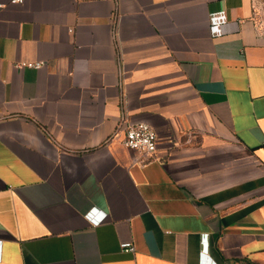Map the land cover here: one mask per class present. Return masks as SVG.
I'll return each instance as SVG.
<instances>
[{"label": "crops", "instance_id": "obj_1", "mask_svg": "<svg viewBox=\"0 0 264 264\" xmlns=\"http://www.w3.org/2000/svg\"><path fill=\"white\" fill-rule=\"evenodd\" d=\"M11 1L0 264H264L255 1ZM136 122L158 134L151 158L123 144Z\"/></svg>", "mask_w": 264, "mask_h": 264}, {"label": "built area", "instance_id": "obj_2", "mask_svg": "<svg viewBox=\"0 0 264 264\" xmlns=\"http://www.w3.org/2000/svg\"><path fill=\"white\" fill-rule=\"evenodd\" d=\"M25 0H12V4H22ZM46 65L44 61L19 62L15 66L17 69L33 68L41 69ZM127 149L136 151L143 158L153 157L159 145L158 134L149 124L145 122L129 123L126 127V133L123 141ZM264 152V140L262 142ZM121 249L124 251H135L131 242L121 243Z\"/></svg>", "mask_w": 264, "mask_h": 264}, {"label": "rangeland", "instance_id": "obj_3", "mask_svg": "<svg viewBox=\"0 0 264 264\" xmlns=\"http://www.w3.org/2000/svg\"><path fill=\"white\" fill-rule=\"evenodd\" d=\"M255 1L256 18L259 24L260 32L264 35V0Z\"/></svg>", "mask_w": 264, "mask_h": 264}]
</instances>
